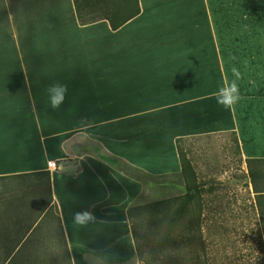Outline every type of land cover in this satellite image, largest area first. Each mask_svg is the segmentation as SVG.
I'll return each instance as SVG.
<instances>
[{
  "label": "crops",
  "instance_id": "crops-1",
  "mask_svg": "<svg viewBox=\"0 0 264 264\" xmlns=\"http://www.w3.org/2000/svg\"><path fill=\"white\" fill-rule=\"evenodd\" d=\"M262 2L139 0L140 13L112 29L108 20L82 24L74 0H0V87L22 84L37 122L30 130L31 111L10 118L0 106V176L50 172L51 193L39 182L45 221L53 206L72 264H139L128 209L147 188L103 155L177 176V138L235 131L244 159L264 158ZM52 80L69 88L58 111L43 101ZM233 82L239 99L225 106L218 96ZM80 210L98 223L74 230Z\"/></svg>",
  "mask_w": 264,
  "mask_h": 264
},
{
  "label": "trees",
  "instance_id": "trees-1",
  "mask_svg": "<svg viewBox=\"0 0 264 264\" xmlns=\"http://www.w3.org/2000/svg\"><path fill=\"white\" fill-rule=\"evenodd\" d=\"M74 4L82 24L108 20L112 29L120 28L141 11L139 0H74ZM228 134L233 138L234 150L248 169L252 184L249 199L242 198L241 203H238V198H235L230 202L223 198L224 195L216 187L207 186L200 179L184 145L194 137L177 138L182 165L180 174L186 192L178 196L144 201L145 190L128 209L140 263L234 264V261H239L234 257L233 251L236 238L232 235L233 225L226 215L236 211L245 214L239 218L243 222L248 220L243 226L252 233L251 236L246 233L242 240L247 250V259L251 264H264V158L244 159L237 133L232 131ZM103 157L142 180L145 189L155 184L172 183L166 175L156 178L120 158L108 154ZM39 182H45L48 186L46 191L51 193L49 171L0 176V219L3 216L7 218V221L0 223V264H12L18 253L27 248L36 236L37 228H40L39 210H45L48 203L42 199L39 206ZM24 219H28V223L19 226ZM57 219L64 258L68 264H72L63 225L61 219ZM20 231L21 234L18 233Z\"/></svg>",
  "mask_w": 264,
  "mask_h": 264
},
{
  "label": "rangeland",
  "instance_id": "rangeland-1",
  "mask_svg": "<svg viewBox=\"0 0 264 264\" xmlns=\"http://www.w3.org/2000/svg\"><path fill=\"white\" fill-rule=\"evenodd\" d=\"M262 23L264 25V0L262 2ZM254 36L258 37L256 30H254ZM13 66L11 67V69ZM16 70H20L19 65L15 67ZM22 79H17L20 82ZM7 88V91L5 92ZM0 106L6 107L10 111V118H17L23 111H31L32 117L27 118L28 127L30 130L36 129V117L35 111L31 109L29 104L30 95L25 93L22 84H16L13 86L0 87ZM35 96V95H34ZM8 98V99H7ZM7 99V100H6ZM6 110L0 109V118L4 117ZM114 113H109L108 116ZM3 129V126H0ZM50 131L48 129L44 132V135H48ZM15 135L14 141L19 142L22 133L12 132ZM31 135V141L39 139V135ZM19 137V138H18ZM46 143L50 146L49 139H46ZM185 148L188 149L193 164L198 172V175L207 186H214L218 189L224 199L233 202L235 198H238V203H241L242 198L249 199L252 191V184L248 177V169L246 163L241 160L234 150L233 138L228 133H220L214 135H204L188 139L185 142ZM156 177V176H155ZM158 178V177H156ZM168 179L172 181L167 185L149 186L143 195L144 201H154L162 198L182 195L186 192L184 186V180L181 174L168 175ZM249 184V185H248ZM250 191V192H249ZM43 191L39 189V204ZM253 195V194H252ZM2 196V195H1ZM232 206H235L232 204ZM52 206L54 216L52 219L45 221L50 211L39 210V223L41 226L44 222L43 229L36 230V236L28 244L27 248H23L18 254L17 258L12 264H68L66 258H64L63 249L61 245V236L58 230V219L56 221L55 209ZM228 221L233 227L231 228L232 235L236 238V243L233 247L234 257L239 261H234V264H251L250 260L246 257V248L242 243L245 234L251 236L252 233L248 232L249 229L245 228L239 216H245L243 212H229L227 213ZM26 249V250H25ZM25 250V251H24ZM38 257V258H37ZM30 259V260H29ZM247 259V260H246ZM138 260V259H137ZM139 264L140 261H138Z\"/></svg>",
  "mask_w": 264,
  "mask_h": 264
},
{
  "label": "clouds",
  "instance_id": "clouds-1",
  "mask_svg": "<svg viewBox=\"0 0 264 264\" xmlns=\"http://www.w3.org/2000/svg\"><path fill=\"white\" fill-rule=\"evenodd\" d=\"M232 72L238 80L240 78L239 69L233 67ZM69 94L68 85L59 80H52L43 88V101L46 108L52 111H58L64 105ZM239 99L238 86L235 82L227 89H221L218 102L225 106L234 103ZM70 223L74 230H88L98 223V218L88 210H80L72 213Z\"/></svg>",
  "mask_w": 264,
  "mask_h": 264
},
{
  "label": "built area",
  "instance_id": "built-area-1",
  "mask_svg": "<svg viewBox=\"0 0 264 264\" xmlns=\"http://www.w3.org/2000/svg\"><path fill=\"white\" fill-rule=\"evenodd\" d=\"M49 166L55 168L57 166V163L54 161H49Z\"/></svg>",
  "mask_w": 264,
  "mask_h": 264
}]
</instances>
